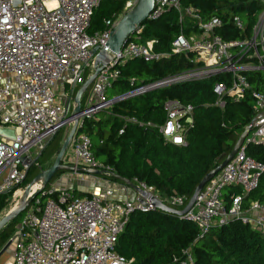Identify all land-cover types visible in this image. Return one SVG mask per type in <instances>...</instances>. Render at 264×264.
<instances>
[{"label": "built area", "instance_id": "built-area-1", "mask_svg": "<svg viewBox=\"0 0 264 264\" xmlns=\"http://www.w3.org/2000/svg\"><path fill=\"white\" fill-rule=\"evenodd\" d=\"M105 1L116 0H0V129L14 132L13 139L0 136V195L20 190L27 167L36 164L48 141L61 129L70 130L76 117L77 132L63 164L85 172L97 171L99 175H91L95 182L112 183L107 177H112L113 169L95 159L91 139L79 129L86 120L108 112L114 104L156 89L227 75V82H218L213 87L214 106L222 110L228 103H240L251 93L256 116L264 112V87L251 92L243 74L264 73V10L248 39L225 40L217 33L223 26L219 18L204 22L192 7H182L179 0H154L146 21H157L168 9H173L179 23L190 19L191 30L196 32L185 35L181 31L166 53L155 52L154 41L139 44L128 41L113 59L98 65L100 72L83 99L81 112L73 117L75 93L94 72L93 49L98 48V53L106 47L117 22L137 0H128L121 15L106 20L102 31L89 34L94 14ZM230 23L235 30L244 31L239 17H233ZM142 29L140 26L136 34L140 35ZM175 55L195 57V68L139 87L130 80L128 92L108 97L120 78V68L128 62L139 60L151 65ZM246 55L254 61L241 63ZM163 111L165 119L160 126L134 119L127 121L140 128L156 129L164 143L184 147L193 108L168 100ZM119 134H123L122 129ZM248 146L264 148V117L255 123L233 159L202 189L193 208L179 218L181 221L205 233L213 226L238 220L264 237V199L243 207L246 196L258 188L264 174V165L246 154ZM134 185L166 206L182 210L187 203L179 196L160 199L153 188L143 183ZM230 187L239 188L241 195L230 196L227 208L223 193ZM36 191L38 194L9 239L14 244L13 264L133 263L117 254L115 246L132 213L155 211L148 200L137 193L134 199L112 200V190L108 189L78 198L71 189L51 184L47 190H40L39 186L33 192ZM183 256L175 263L194 264L190 254L184 252Z\"/></svg>", "mask_w": 264, "mask_h": 264}, {"label": "trees", "instance_id": "trees-1", "mask_svg": "<svg viewBox=\"0 0 264 264\" xmlns=\"http://www.w3.org/2000/svg\"><path fill=\"white\" fill-rule=\"evenodd\" d=\"M127 1L103 2L94 14L88 33L102 31L106 20L116 19L122 14ZM179 2L184 8L192 7L199 14L201 21L206 22L214 17L222 20L223 26L217 29V33L225 40L248 39L264 10V0ZM233 17H239L244 23V31L240 32L232 27L230 21ZM191 24L190 19L179 23L177 13L168 9L157 21H145L141 25L143 29L140 35L134 34L129 41L138 44L154 41V51L166 53L173 39L181 31L185 35L196 32L191 30ZM192 57L175 55L151 65L139 60L130 61L120 68V78L114 84L118 87H115L116 91L110 90L112 94L109 92L108 97L113 98L128 92L130 80H134L135 86L139 87L140 84L156 82L165 75H179L185 69L195 66ZM250 58L248 55L244 56L241 63L254 61ZM243 74L250 83L251 92L264 87L263 72L249 71ZM227 80V75H216L203 80L170 85L120 101L108 112L86 120L79 132L89 136L93 156L111 167L114 174L133 184L143 183L153 188L160 199L179 196L187 202L201 179L226 158L244 128L256 116L252 109L251 93L240 103H228L222 110L214 106L213 87L216 83ZM168 100L193 108V121L184 135V147L164 143L156 129L140 128L137 124L127 121L134 119L160 126L165 119L163 105ZM121 129L123 134H119ZM61 142L62 138L59 137L55 144L46 145L36 164L29 168L22 185L28 184L41 170L51 166ZM246 154L264 165V148L248 146ZM63 173L66 172H58L53 181ZM99 177L105 178L102 175ZM107 179L124 185L113 177ZM49 185L45 187L46 190ZM227 189L231 196L241 195L239 188ZM72 191L78 198L90 197L89 194ZM10 193L0 195V210L5 204L3 197ZM263 199L264 174L258 188L248 194L244 201ZM246 202H243L244 208H247ZM224 203L227 208L230 206L229 200H224ZM22 216L23 213L0 231V248L13 236ZM115 251L126 260H132V264H176L175 262L183 259L184 252L193 257L194 264H264V237L238 220H232L221 227L213 226L203 233L195 225L181 221L179 217L171 214L160 211H135L120 235Z\"/></svg>", "mask_w": 264, "mask_h": 264}, {"label": "water", "instance_id": "water-1", "mask_svg": "<svg viewBox=\"0 0 264 264\" xmlns=\"http://www.w3.org/2000/svg\"><path fill=\"white\" fill-rule=\"evenodd\" d=\"M153 6H154V0H137L135 6L131 10L126 12L124 15H122L119 21L117 22L116 26L111 32L106 47L102 49L101 52L98 53H97L98 48L93 49L92 52L94 55H96L94 72L90 77L87 78L83 86H81L78 89L75 95L74 102L76 104V107L72 112L73 117H76L81 112V97L89 89L92 82L95 80L97 74L100 72V67H98V65L105 64L106 61L113 59L114 55L120 52V50L129 41V39L132 38L134 34H136L139 27L146 21L148 15L153 10ZM262 117H264V112L254 117L253 120L249 123V125L244 128L243 132L239 136L231 152L226 156V158L222 162H220L212 171H210L201 179L199 184L196 186L193 195L187 201L186 205L182 210H174L166 206L165 204L160 202L157 198L150 196L142 189H140L138 186L134 185L129 180L119 175L112 174V177L122 182L127 188H129L133 192L142 196L143 199L148 200V202L151 204V206L154 208L155 211H160L162 213L171 214L179 218H182L187 212H189L193 208L202 189L218 173H220L224 169V167L233 159V157L242 148L247 136L251 133L255 123L258 121V119ZM77 123H78V118L76 117L71 129L65 132L61 147L58 153L56 154L51 166L46 170H41L39 174H37V176H35V178L25 186L17 204L0 220V231L10 221L14 220L17 216L22 214L25 211V209L30 205L32 200L36 197L39 191L32 192V188L34 187V185L40 186V190L44 189L47 185H49L53 181L55 175L58 172H66L73 174L85 173L89 175H99V172L97 171L85 172L79 168L67 166L62 162L63 157L69 147V143L73 135L77 132ZM0 136H4L8 139H13L14 132L12 130L0 129ZM33 164L34 162L31 165ZM30 166L27 167L26 174ZM9 245H10V241L6 243L4 248L1 250L0 254H2Z\"/></svg>", "mask_w": 264, "mask_h": 264}, {"label": "crops", "instance_id": "crops-1", "mask_svg": "<svg viewBox=\"0 0 264 264\" xmlns=\"http://www.w3.org/2000/svg\"><path fill=\"white\" fill-rule=\"evenodd\" d=\"M115 87L116 86H114L113 89ZM87 94H88V90L82 95V97L84 96L83 99L86 97ZM66 131L67 130L65 129V132ZM55 181H56V184L54 185L55 188L64 187L66 189L76 190L78 192L89 194V195H97L99 193H103L107 189L112 190L113 194L110 198L112 200L119 201V200H124V199H134L135 197V192H133L132 190H129V188H127L125 185H120V184H116L113 182L110 184H101V183L95 182V180L91 177V175L85 174V173L84 174L83 173L82 174L81 173H78V174L69 173L62 177H59ZM230 196H231V192H229V189H227L223 193L224 200L230 201ZM246 203H249V202L247 201ZM4 246L0 248V252L4 248ZM13 254H14V244L10 243V245L5 249V251L2 254H0V264H13Z\"/></svg>", "mask_w": 264, "mask_h": 264}, {"label": "rangeland", "instance_id": "rangeland-1", "mask_svg": "<svg viewBox=\"0 0 264 264\" xmlns=\"http://www.w3.org/2000/svg\"><path fill=\"white\" fill-rule=\"evenodd\" d=\"M192 59H193L192 61L195 62L196 58L195 57H192ZM195 66H192L189 69L191 70V69L195 68ZM169 77H170L169 75H165V76L160 77L161 79H159V80L163 81V80H165V79H167ZM159 80H157L156 82H158ZM198 80H200V79H198ZM112 90L113 91H116L115 88L112 89ZM111 94H112V92H110V95ZM122 95H124V94H122ZM64 134H65V129H61L53 138H51L48 141V143H50L51 145L55 144L58 141L59 137L62 138V141H63ZM61 144H62V142H61ZM67 174H69V173H63L59 177H62V176L67 175ZM55 184H56V181L55 182L54 181L51 182V185H55ZM26 185H27V183H24V185H22L20 187V190L17 188L15 191H13L14 190L13 189L12 191H10L11 193L7 197H3L5 199V204H4L3 208L0 210V220L17 204V202H18V200L20 198V194L22 193V191L24 190V188H25ZM34 186L36 188L38 185H34ZM62 188H64V187H61L59 189H62Z\"/></svg>", "mask_w": 264, "mask_h": 264}, {"label": "bare ground", "instance_id": "bare-ground-1", "mask_svg": "<svg viewBox=\"0 0 264 264\" xmlns=\"http://www.w3.org/2000/svg\"><path fill=\"white\" fill-rule=\"evenodd\" d=\"M38 187H39V186H37V187L35 188V186H34V187L32 188V192L35 191ZM34 189H35V190H34Z\"/></svg>", "mask_w": 264, "mask_h": 264}]
</instances>
